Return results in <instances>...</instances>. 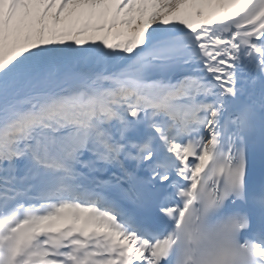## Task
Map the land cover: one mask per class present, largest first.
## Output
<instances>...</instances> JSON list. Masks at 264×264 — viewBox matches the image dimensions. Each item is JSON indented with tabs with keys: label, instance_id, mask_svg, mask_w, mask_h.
<instances>
[{
	"label": "snow or ice",
	"instance_id": "1",
	"mask_svg": "<svg viewBox=\"0 0 264 264\" xmlns=\"http://www.w3.org/2000/svg\"><path fill=\"white\" fill-rule=\"evenodd\" d=\"M0 264H264V0H0Z\"/></svg>",
	"mask_w": 264,
	"mask_h": 264
}]
</instances>
